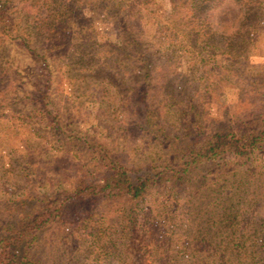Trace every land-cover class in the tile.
I'll use <instances>...</instances> for the list:
<instances>
[{"label": "trees", "instance_id": "16d2710c", "mask_svg": "<svg viewBox=\"0 0 264 264\" xmlns=\"http://www.w3.org/2000/svg\"><path fill=\"white\" fill-rule=\"evenodd\" d=\"M192 1L189 7L184 2L171 6L167 17L174 25L172 31L180 28L177 24L181 14H188L180 13V7L188 12L199 11L209 0ZM238 1L235 3L242 5L241 20L234 33L220 35V43L212 42L207 33L211 24L207 16L191 24V28L186 25L189 48L181 55V67L185 75L201 67L196 87L203 89V97H207L205 90L209 86L218 90L236 85L251 93L249 102L239 103L245 106L244 115L225 110L221 124L206 131L197 122L195 113L199 112L189 104L185 91L167 82L158 89L159 104L169 107L171 102L184 98L187 106L181 108V113L193 114L191 126L183 133L173 134L163 127L148 102L153 84L150 60L141 53L137 39L130 37L126 24L122 32L126 40L110 49L136 66L135 83L123 85L136 105L134 110L141 113L130 127L157 145L153 157H145L139 165H128L124 152L113 146L106 135L92 127L70 129L63 119L54 117L47 125L51 138L45 141L50 150L66 159L60 161V167L55 161L49 163L45 180L52 185L57 177L58 189L53 187L50 195L41 197L34 192L39 179L28 146L32 137H40L38 132L30 131V137L21 130V145L14 144L9 135L0 138V264H86L91 258L101 263L100 257L117 252L120 240H130L138 231H144L145 237V225L152 228L158 245L153 264H264V72L250 74L242 69L248 65L245 53L251 38L264 29V0ZM127 2L73 0L68 5H77L75 10L65 3L60 10L64 16L77 14L84 21L97 9L107 21L117 24L123 19L116 10L125 11L129 8ZM6 5V0H0V17ZM219 18L217 13V27L223 22ZM63 19L59 24L65 26ZM177 37H170V43ZM73 38L78 45L81 38ZM89 59L81 58L76 63L80 69L99 74L97 69L89 68ZM225 153L232 162H220ZM203 166L208 168L207 173L197 176ZM197 178L202 182L192 192L191 182ZM154 189L171 192L174 199L167 203L177 198L185 208L167 204L154 210L147 208L145 202ZM119 213L122 217L117 223ZM177 224L182 226L175 228ZM49 229H56L58 235L48 242L45 233Z\"/></svg>", "mask_w": 264, "mask_h": 264}, {"label": "rangeland", "instance_id": "374dc122", "mask_svg": "<svg viewBox=\"0 0 264 264\" xmlns=\"http://www.w3.org/2000/svg\"><path fill=\"white\" fill-rule=\"evenodd\" d=\"M6 1L5 13L0 17V138L9 135L14 144L21 145V130H25L29 136L31 132H38L40 137H32L28 146L38 173L36 179H39L35 182L34 192L41 197L50 195L53 187L58 189L57 177L53 179L52 185L45 180L50 171L49 163L55 161L60 167V161L66 159L61 153L50 150L45 141L51 138L50 127L47 125L54 117L63 119L70 129L84 130L92 127L106 135L113 146L124 152L128 165H139L145 157H153L157 153L155 143L140 137L139 132L130 127L140 119L141 113L134 110L136 105L132 103L131 96H127V86L123 85L135 83L138 77L136 66L110 49L111 46H120L123 39L126 40L122 37L126 24L130 37L137 39L141 53L150 60L153 84L148 102L157 111L154 113L155 119L163 127L173 134L183 133L191 126L193 114L181 113V108L187 106L184 98L176 103L171 102L172 106L169 107L159 104L161 94L158 89L166 86L167 82L185 91L189 104L199 112L195 113L198 115L197 122L206 131L221 124L225 110L234 111L232 114H245V106L239 103L250 100L251 93L240 90L236 85L218 90L209 86L205 90L207 97H203V89L196 87L201 67L196 66L195 76L191 75L194 73L185 75L181 67V55L188 47L185 37L188 27L207 16L211 22L207 33L212 36V42L220 43V35L234 33L236 24L241 20L239 15L242 5L235 3L236 0H209L199 11L193 9L188 12L185 7H180V13L186 11L188 14H181V21L177 24L180 28L175 31H172L174 25L167 17L171 6L176 7L184 2L189 7L192 4L189 1L192 0H125L129 8L120 13L116 10L123 19L117 24L113 20L107 21L97 9L87 14L84 21H80L77 14L62 15L61 4L68 5L73 0ZM68 6L74 10L77 8L75 4ZM217 13H220L219 19L223 21L218 27L214 23ZM62 19L65 26L59 24ZM261 29L250 40L245 53L248 65L242 68L243 73L246 70L250 74L264 72V29ZM174 34L178 37L171 44L170 37ZM76 36L81 38L78 45L77 39L73 38ZM85 57L90 58V69L100 71L97 76L92 70L80 69V64L76 63ZM86 73H89L88 76ZM242 81L245 82V79ZM93 83L100 85L94 87ZM34 104L37 107L34 108ZM38 107L43 109L38 111ZM220 162L229 163L232 159L225 153ZM207 171L208 168L203 166L197 176L203 177ZM201 182L199 178L191 182L190 191L194 192L195 186ZM170 198L174 199L171 192L154 189L144 206L152 210L163 204L176 209L181 206L185 208L177 198L168 204ZM203 208L204 205L198 210ZM189 214L194 222L195 218L191 212ZM119 215L115 221L117 223L121 221L122 213ZM143 228L148 236L144 237V231H138L130 240H120L119 249L111 257H100L101 263H94L91 258L86 264H153L151 260L158 245L151 232L152 228L148 225ZM56 233L58 235L56 229H49L45 233L47 241L55 239Z\"/></svg>", "mask_w": 264, "mask_h": 264}]
</instances>
